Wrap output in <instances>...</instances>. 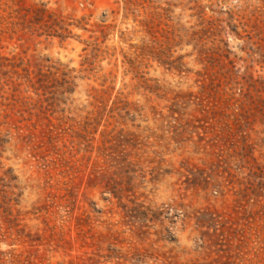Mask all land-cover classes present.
Segmentation results:
<instances>
[{
	"label": "rangeland",
	"instance_id": "obj_1",
	"mask_svg": "<svg viewBox=\"0 0 264 264\" xmlns=\"http://www.w3.org/2000/svg\"><path fill=\"white\" fill-rule=\"evenodd\" d=\"M0 264H264V0H0Z\"/></svg>",
	"mask_w": 264,
	"mask_h": 264
}]
</instances>
